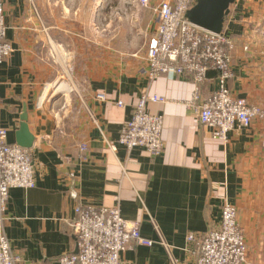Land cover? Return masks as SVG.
<instances>
[{
  "label": "crops",
  "instance_id": "obj_1",
  "mask_svg": "<svg viewBox=\"0 0 264 264\" xmlns=\"http://www.w3.org/2000/svg\"><path fill=\"white\" fill-rule=\"evenodd\" d=\"M160 1L5 0L14 51L0 64V126L16 143L26 107L35 135L36 186L11 189L7 206L19 264H60L76 251L69 222L80 202L119 205L124 219L155 241L128 245L122 264H172L160 233L179 264H195L198 245L188 235L215 228L223 205L232 204L246 234L244 264H264V120L236 127L228 140L215 138L187 106L191 76L149 79ZM223 31L236 40L231 92L264 108V0H236ZM215 87L208 83L204 96ZM145 92L167 98L147 105L164 118L158 156L119 142Z\"/></svg>",
  "mask_w": 264,
  "mask_h": 264
},
{
  "label": "built area",
  "instance_id": "obj_2",
  "mask_svg": "<svg viewBox=\"0 0 264 264\" xmlns=\"http://www.w3.org/2000/svg\"><path fill=\"white\" fill-rule=\"evenodd\" d=\"M4 1L0 0V64L14 51L7 37ZM142 7H151V0H138ZM197 0H161L156 6L157 29L147 51L150 80L160 75L191 76L195 89L187 106L198 115L200 124L213 128L215 138L228 140L236 127H248L254 120H264V108L236 97L228 86L234 75L232 51L236 40L224 31L216 33L190 21L187 12ZM6 40V41H5ZM211 72L216 75L211 76ZM211 81L216 87L204 96V87ZM1 90V80H0ZM106 100L105 94H97ZM1 99V94H0ZM167 98L145 92L133 109L130 120L121 129L119 142L132 150L143 147L154 156L161 155L164 118L148 111V102H166ZM118 104L123 106V101ZM36 186L31 149L8 140V128L0 126V264H19L21 257L11 245L6 232L7 206L13 188ZM236 206L225 203L219 225L202 236L188 235L190 243L198 245L195 264H244L248 245L245 230L238 219ZM77 238L78 253L60 256V264H122L121 255L131 243L153 246L155 241L142 236L136 224L130 225L119 205L112 207L79 203L75 217L69 222ZM160 233V228L155 224ZM159 242L166 248L172 264L179 260L160 233Z\"/></svg>",
  "mask_w": 264,
  "mask_h": 264
},
{
  "label": "water",
  "instance_id": "obj_3",
  "mask_svg": "<svg viewBox=\"0 0 264 264\" xmlns=\"http://www.w3.org/2000/svg\"><path fill=\"white\" fill-rule=\"evenodd\" d=\"M236 0H197L187 16L195 25L212 32H222L225 18L230 7ZM35 135L31 132L28 123V110L25 107L21 114L20 127L16 131V144L25 149H32ZM78 253V247L76 248Z\"/></svg>",
  "mask_w": 264,
  "mask_h": 264
},
{
  "label": "rangeland",
  "instance_id": "obj_4",
  "mask_svg": "<svg viewBox=\"0 0 264 264\" xmlns=\"http://www.w3.org/2000/svg\"><path fill=\"white\" fill-rule=\"evenodd\" d=\"M4 7H5V1H4ZM126 12H127V10L124 9V12H121V15H120V16H124V14H125ZM125 16H127V15H125ZM125 16H124V17H125ZM100 25H101V23H100ZM5 39H6L8 42H10V41L7 39V37H6ZM6 40H5V41H6ZM10 43H11V42H10ZM245 235H246V234H245Z\"/></svg>",
  "mask_w": 264,
  "mask_h": 264
},
{
  "label": "trees",
  "instance_id": "obj_5",
  "mask_svg": "<svg viewBox=\"0 0 264 264\" xmlns=\"http://www.w3.org/2000/svg\"><path fill=\"white\" fill-rule=\"evenodd\" d=\"M210 75H211V76H215L216 74H215L214 72H211ZM204 89H205V87H204Z\"/></svg>",
  "mask_w": 264,
  "mask_h": 264
}]
</instances>
